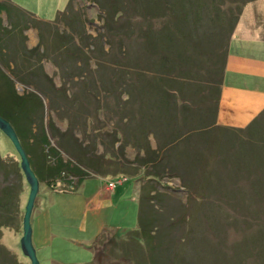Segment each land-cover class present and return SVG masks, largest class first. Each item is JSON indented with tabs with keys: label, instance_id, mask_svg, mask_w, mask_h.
<instances>
[{
	"label": "rangeland",
	"instance_id": "1",
	"mask_svg": "<svg viewBox=\"0 0 264 264\" xmlns=\"http://www.w3.org/2000/svg\"><path fill=\"white\" fill-rule=\"evenodd\" d=\"M214 2L0 0V91L12 82L21 127L42 115L74 170L24 138L39 181L29 217L39 264H264V108L241 133L201 126L224 59ZM247 2L264 20V0ZM0 154L19 171L1 168L0 186H21L17 210L0 215V264H29L19 244L29 186L3 130ZM89 197L99 208L88 212Z\"/></svg>",
	"mask_w": 264,
	"mask_h": 264
},
{
	"label": "crops",
	"instance_id": "2",
	"mask_svg": "<svg viewBox=\"0 0 264 264\" xmlns=\"http://www.w3.org/2000/svg\"><path fill=\"white\" fill-rule=\"evenodd\" d=\"M247 4H243L228 39L217 89L216 110L212 116L216 125L245 127L264 108V88L258 85L264 82V20L258 11H246ZM245 15L248 18L245 19ZM116 188H106L109 194L105 196L111 197ZM97 193L100 194V191ZM84 207L88 212L99 208L90 204V197L85 200ZM96 235L98 231L87 238L93 242Z\"/></svg>",
	"mask_w": 264,
	"mask_h": 264
},
{
	"label": "trees",
	"instance_id": "3",
	"mask_svg": "<svg viewBox=\"0 0 264 264\" xmlns=\"http://www.w3.org/2000/svg\"><path fill=\"white\" fill-rule=\"evenodd\" d=\"M247 1L248 0H243L241 2L242 4L237 5L235 8H233L232 6H228V7L224 8L223 7L224 5L221 4V0H215L214 5H212L210 7V8H212V7L214 8L215 14L217 15V17H216V15L214 14L215 16L214 17L212 16V19L217 25L216 28H217V36H218V41H217L218 45L220 46V43H221L222 44L221 46H223V48L225 46L224 51H223L224 57H225V53H226V47H227L228 39H229V37H231V35H230L231 31H232L233 27L236 25V21H237L238 17L240 16V12L242 10L243 4L245 5ZM233 2H237V1H233ZM232 10H235V12H233ZM221 14H224L225 17H223ZM215 17H216V19H215ZM175 24H176L177 28L175 27V29H173V30L171 29V30H172V32H174V36H176V40L178 38H180L181 40L179 42H181V44H183V43H185V42H182V39H184L183 32H182L183 27H181L179 19H177V21H175L174 25ZM169 35H170V33H169ZM170 36L172 37L173 35L171 34ZM164 38L168 39V37L165 33H164ZM220 47L215 48L214 53L212 51V54L215 56H219L216 54H219ZM224 59H222V62L220 65L221 68H219L221 70H222V68H224L223 67ZM221 70H220V72H221ZM220 78H219V80H220ZM8 83H9V86L5 90L0 91V114L2 116H4L6 119H8L9 122L12 124L13 128L16 130L15 132H16L22 146L24 147V149L25 150L28 149L27 147L24 146V145H26V143L24 142V140H26V139H24V138L25 137L29 138V136H30V138L32 140H34L33 136H35L36 140L34 142L30 143L31 144V151H32L33 155H35L34 146L36 145V148L41 150L40 153H42L44 159H46L45 155H47V151L52 152L54 154L55 158L57 159L56 160L57 162L51 161V162H53V164H59L58 168L65 164L66 169H70V171L73 170V169H71L72 165L67 166L66 161L63 162L60 148H59V150H57V148H55L54 146H50V144H49L50 138H48V134L46 133V128H45L44 122L42 120V115L37 120H31L32 118L30 116L29 117L27 116L29 118L27 124L25 126L21 127V122L19 121L20 115L18 112H19V109H21L20 106L22 104V101H21L22 94H18L15 92V88H13L12 82H8ZM216 88L219 89L218 87H216ZM217 89H216L215 93H217ZM174 91L171 90L170 91L171 94H174ZM189 101L185 100L184 103L186 104ZM215 102H216V100H215ZM6 104H7V107H6ZM185 104H182V107L185 106V108L186 107L188 108V105L187 104L185 105ZM215 105H216V103L214 104V107H213L214 110L212 109V107H210V109L212 110V115H211L210 119H207L206 121H204L203 124H201V126L207 127V129L211 128L213 126H221V125L214 124L215 120L212 116L214 114V111L216 110ZM186 110H188V109H186ZM211 110H210V112H211ZM33 124L36 125V128H38L36 135L33 133ZM223 127H226L229 129L228 126H223ZM233 129H235L234 131L237 133H241L240 131L244 130L242 127H239V128L234 127ZM39 150H37L36 153H38ZM29 160H30V158H29ZM69 160H70V158L67 159V162H70ZM29 162H30L31 168L33 169L32 165H31V160ZM4 166H7L8 168H10V170L12 168V169L16 170L17 173H19L18 164H16L10 158H7L6 155L0 154V169L3 168ZM8 170L9 169H6V171H8ZM20 171H21V169H20ZM61 172H63V170L59 169L56 172V174H54V175H52V177H49L48 179H46L47 180L46 183L49 186H51V188L55 187L54 183H55L56 179H58V177L62 176ZM72 172H74V170ZM78 179H79V177H78ZM20 187H21L20 183H18V186H14L12 184L0 186V215L2 214V211L10 209L9 206L12 203L15 205V209L17 210L18 206H16L17 203H15V202L18 200V194L20 193L19 191L21 190ZM151 190L152 189H149L148 192H152ZM142 196H144V194H142ZM97 242H98V240H96V242H94V244H92V247H95V244L98 245ZM254 244L255 243H253L252 245H254ZM13 262L16 264H20V262H18L15 258H13Z\"/></svg>",
	"mask_w": 264,
	"mask_h": 264
},
{
	"label": "water",
	"instance_id": "4",
	"mask_svg": "<svg viewBox=\"0 0 264 264\" xmlns=\"http://www.w3.org/2000/svg\"><path fill=\"white\" fill-rule=\"evenodd\" d=\"M0 130L6 134V136L11 140L15 150L19 155V165L23 171L25 180L28 181V194L24 203L23 214L21 217L22 225V235L19 238V244L21 251L28 257L29 264H39L37 254H35L34 244L31 241V223L29 220L31 214V208L33 205V200L38 189V178L34 173V170L30 166V160L28 158L26 150L23 148L17 134L16 130L13 128L12 124L4 116L0 114Z\"/></svg>",
	"mask_w": 264,
	"mask_h": 264
},
{
	"label": "built area",
	"instance_id": "5",
	"mask_svg": "<svg viewBox=\"0 0 264 264\" xmlns=\"http://www.w3.org/2000/svg\"><path fill=\"white\" fill-rule=\"evenodd\" d=\"M108 184L110 185V184H114L113 182H108Z\"/></svg>",
	"mask_w": 264,
	"mask_h": 264
}]
</instances>
